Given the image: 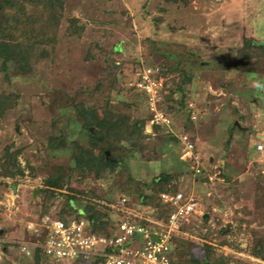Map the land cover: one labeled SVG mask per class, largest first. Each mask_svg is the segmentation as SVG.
I'll return each mask as SVG.
<instances>
[{
	"label": "rangeland",
	"instance_id": "obj_1",
	"mask_svg": "<svg viewBox=\"0 0 264 264\" xmlns=\"http://www.w3.org/2000/svg\"><path fill=\"white\" fill-rule=\"evenodd\" d=\"M71 17L83 27L79 35L68 33L74 29ZM243 37L264 46V0H186L184 4L63 0L56 42L48 57L29 76L9 71L6 81L0 72V92L17 94L16 105L0 116V154L5 144L21 147L18 160L26 172L16 184L0 177V264H29L19 243L40 242L43 233L28 230L26 221L36 220L38 208L44 205L50 206L51 215L56 210L55 200L40 193L42 178L54 163H69L70 146L49 149L47 137L61 129L69 141L83 140L80 123L66 105L84 100L98 106L109 93L110 103L118 109L135 117L150 115L145 97L136 89L129 90V83L146 64L172 67L178 60L192 78L181 85L182 91L172 94L166 90L158 107H174L166 111L170 120L166 129L178 134L184 122L188 123L184 130L193 140L206 178L201 181L197 175L184 173L177 183L179 191L200 204L199 216L206 213L208 221L202 224L199 216H192L175 235L183 246L176 260L188 264V251L206 241L217 253L230 255L229 264H264L247 250L264 229V53L250 49L261 58L258 63L255 57H245L248 50ZM116 44L119 52L113 51ZM192 58L198 64L191 66ZM247 66L255 71H248ZM163 77L168 88L180 81L175 71ZM96 85L99 91L88 95L87 90ZM144 131L150 137L156 135L149 124ZM258 144L263 146L261 150ZM158 145L151 159L137 153L129 157L128 171L137 183L122 182L107 171L91 178V186L101 203L110 207L113 220L121 216L156 219L153 209L137 200L135 191L139 184L149 192L153 175L178 168L179 144L170 140ZM26 162L33 168L31 175ZM119 195L125 201L107 202ZM226 225L232 230L226 236L232 246L218 244L217 229ZM4 243L6 250L2 249ZM91 258L57 261L42 254L39 264H87Z\"/></svg>",
	"mask_w": 264,
	"mask_h": 264
},
{
	"label": "trees",
	"instance_id": "obj_2",
	"mask_svg": "<svg viewBox=\"0 0 264 264\" xmlns=\"http://www.w3.org/2000/svg\"><path fill=\"white\" fill-rule=\"evenodd\" d=\"M166 2H177L179 4L186 3V0H164ZM63 0H0V72L3 79L8 81L9 71L19 76H29L32 74L36 65L48 57L50 49L56 42L58 28L62 18ZM70 28L68 33L79 35L82 26H77V18L69 19ZM243 46L247 51L245 57H255L254 62H259L261 58L250 49H259L260 54L264 53L263 44H255L250 38L243 37ZM114 52L120 51V46L116 44L113 47ZM190 65L198 64L197 59L192 58ZM113 67L119 68L118 63L112 62ZM145 66H149L146 64ZM248 71H255L247 66ZM254 68V67H253ZM160 74L167 76L168 73L176 72L180 81L173 82V88H168L167 80L164 79L162 94L169 90L172 94L176 91H182V84L189 82L192 74L186 70L184 62L176 61L172 67H159ZM116 78H113L114 82ZM130 88V85L128 86ZM99 91V85L94 89L87 90V94L91 95ZM115 92H117L115 90ZM167 92V91H166ZM140 94L143 93L140 91ZM144 96V95H143ZM104 101L98 106L92 103L85 104L84 100L79 102L70 101L66 110H71L76 120L80 123V131L83 140L73 139L69 141L61 129L52 133L47 137V147L52 150L64 149L70 146L69 163H54L50 172L42 178V187L40 193L43 198L50 196L56 202V210L52 215L66 220L68 217L84 218L88 223V229L92 232L109 235L112 231H116L117 223L123 219L113 220L108 205L101 203L98 194L91 186V178L102 176L107 171L112 177L119 178L120 181L136 182L135 178L129 173L128 159L137 153L145 159H151L152 154L157 152L159 142H168L173 140L180 143L179 133L188 134L186 128L188 123L184 122L179 133L166 129L163 124L151 122V115L133 116L127 111L118 109L116 105L110 103L111 96L109 93L103 95ZM145 99V98H144ZM17 94L0 92V116L16 105ZM179 103V99H174ZM131 104V103H129ZM166 106V107H165ZM163 110L172 111L173 105L161 106ZM64 109V108H63ZM64 109V110H65ZM147 109V108H146ZM189 118V115H187ZM145 124H149L151 130L156 135L150 137V133L144 131ZM165 129V130H164ZM185 129V130H184ZM189 138V135H187ZM191 140V138H189ZM193 143V140H191ZM108 151V155L106 154ZM193 151L195 147L193 143ZM179 152L176 162L178 168L168 172L161 170L158 174L153 175L150 179L151 186L149 192H145L139 184L136 186L137 200L145 207L153 209V217L156 219H165L171 207L164 204L160 197V192H178L179 186L177 180L184 173H192L197 175L199 180L206 177L200 172L195 173L190 168L191 161H183L179 158ZM21 153V147L12 143L5 144L0 154V177L1 180L6 178L16 184L18 179L26 176L24 166H21L18 155ZM184 165L185 168L180 167ZM26 168L29 174H33V168L26 162ZM180 167V168H179ZM84 171H87L85 173ZM124 177L122 178V176ZM199 176V177H198ZM0 180V181H1ZM137 183V182H136ZM182 192V191H180ZM183 193V192H182ZM183 195H187L183 193ZM117 199L111 197L107 202H117ZM44 205V201L40 206ZM50 206L44 205V208H38L36 218L43 214L50 213ZM122 213V212H121ZM123 215V214H122ZM200 217L202 224H207L208 218ZM138 223H148L141 217L132 219ZM241 220V219H240ZM188 224L182 223L180 230H183ZM232 232L230 225H226L224 229L219 227L217 234L219 236L218 244L233 245L226 236ZM205 236V235H203ZM173 246L171 248V264H180V260H176V253L182 251V240L177 236L172 237ZM247 247L248 252L264 261V229L261 233L256 234ZM7 243L2 245V249L6 250ZM42 250L39 247L32 249L30 253L29 264H39L42 256ZM230 255L217 253L212 244L208 242L202 243L201 246H194L188 251L185 261L188 264H229ZM103 257L96 256L91 258L87 264H101ZM3 264H15L5 261Z\"/></svg>",
	"mask_w": 264,
	"mask_h": 264
},
{
	"label": "built area",
	"instance_id": "obj_3",
	"mask_svg": "<svg viewBox=\"0 0 264 264\" xmlns=\"http://www.w3.org/2000/svg\"><path fill=\"white\" fill-rule=\"evenodd\" d=\"M129 85L143 93L150 121L169 126L168 115L158 107L164 85L159 68H140ZM178 138L179 158L191 161L190 168L199 173V160L193 151V143L186 133L179 134ZM262 148L261 144L257 145V149ZM159 197L171 207L165 219H146L148 223H138L124 217L117 223L116 231L109 235L90 231L84 218L62 220L47 213L36 220H27L26 228L43 233V238L40 242H20V252L27 256L33 248L39 247L44 255L57 261L101 256V264H171L172 237L180 231L182 223L201 214L200 204L191 195L185 196L180 191L160 192ZM120 201H125V197Z\"/></svg>",
	"mask_w": 264,
	"mask_h": 264
},
{
	"label": "water",
	"instance_id": "obj_4",
	"mask_svg": "<svg viewBox=\"0 0 264 264\" xmlns=\"http://www.w3.org/2000/svg\"><path fill=\"white\" fill-rule=\"evenodd\" d=\"M106 154L108 155V151H106ZM12 188H13L14 191H15V185H14V184H12ZM202 218H203V219H206V218H207V214H206V213L202 214Z\"/></svg>",
	"mask_w": 264,
	"mask_h": 264
},
{
	"label": "clouds",
	"instance_id": "obj_5",
	"mask_svg": "<svg viewBox=\"0 0 264 264\" xmlns=\"http://www.w3.org/2000/svg\"><path fill=\"white\" fill-rule=\"evenodd\" d=\"M197 216H199V215H197ZM200 216H202V215H200Z\"/></svg>",
	"mask_w": 264,
	"mask_h": 264
}]
</instances>
